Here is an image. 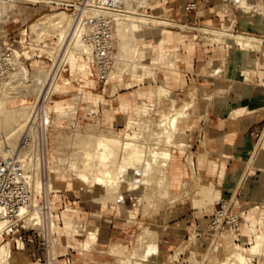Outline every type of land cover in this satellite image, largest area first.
<instances>
[{
  "label": "crops",
  "instance_id": "1",
  "mask_svg": "<svg viewBox=\"0 0 264 264\" xmlns=\"http://www.w3.org/2000/svg\"><path fill=\"white\" fill-rule=\"evenodd\" d=\"M191 1L197 4V9L188 14L184 12V6ZM248 1L264 4V0ZM170 3H174L175 9L169 16L187 24L214 27L232 22L235 33L264 38V8L261 12H244L233 0H170ZM15 9L19 16L12 19L20 24V28L40 14L25 10L26 15L20 16L23 11L19 6ZM3 32L2 26L0 33ZM196 35L191 31L185 34L178 30L160 32L154 41L143 46L145 51L142 53V61L153 64L154 79L148 75L136 80L123 77L116 93L107 96L106 115L102 107L93 115V120H89L90 116L81 109L77 111L76 122L80 128L91 122L97 124L99 134L112 130L121 136L130 116L140 112L150 117L159 110L156 105L158 86L168 91L169 95L165 97L183 100L181 102H188L192 89L197 90L196 106L186 111L187 117L180 118L181 121L178 118L175 146L170 148V199L150 209L145 208L144 202L133 200L98 204L92 192L89 198L84 197L83 191L90 189L74 190L73 212L77 213L84 232L76 233L78 230L71 219L65 218L64 223L70 224L71 237L75 240L69 238L76 247L67 244L68 236L57 235L59 264H115L118 251L128 252L129 247L137 243L142 228L157 234V248L162 258L189 239L193 230L198 233L197 241H201L197 242L195 250L202 252L201 247L207 243L203 240L209 213L238 187L241 191L236 211L244 221L245 217L260 215L264 209L259 207L264 205V158L257 156L260 140L253 135L264 129V44L252 49L243 46L242 49L231 41L223 44L198 41ZM161 43L163 48L159 49ZM171 53L172 58L168 57ZM66 72L63 76L70 80L69 86L64 85L67 91L70 92L71 86L76 87L80 98L88 93L96 94L101 84L96 75L75 78ZM152 102L155 106L148 108ZM144 106L147 107L142 112ZM180 111L183 113V109ZM61 192L60 188L58 194ZM70 210L60 212L61 216L56 215V219L63 224V212ZM88 226L98 229V241L88 251H83L81 243L78 246L75 241L77 237L85 239ZM183 257L181 255V259ZM27 264H30L29 260Z\"/></svg>",
  "mask_w": 264,
  "mask_h": 264
},
{
  "label": "rangeland",
  "instance_id": "2",
  "mask_svg": "<svg viewBox=\"0 0 264 264\" xmlns=\"http://www.w3.org/2000/svg\"><path fill=\"white\" fill-rule=\"evenodd\" d=\"M166 1H167V3H166ZM233 1L236 3V6L239 5V4L243 5L242 0H238V1L237 0H233ZM129 3L131 5V10H132V13H131V11L129 12V14L131 16L135 15L136 17L139 16L140 18H142V17L144 18L145 17L146 19L147 18L151 19V20L154 19V20H157V21H160V22L165 21V20H163L164 17H170L169 13H172L171 11H173L175 9L174 3H170V0H129ZM250 4L251 5L257 4V8L259 10H256V11H258V12H261L263 10V8H264V4L261 1H254V2L250 1ZM2 6L3 7L0 8V28L3 26L4 32L0 33V39L4 38L7 35L8 37H10L9 41H7L8 43H10L16 37H18L19 36V32H21L23 29L28 28V30L30 31L29 25H31L32 23L37 22V21H41V20H45L46 17L54 15L55 13L64 12L65 15H67L68 17H71L69 12H66L64 10H60L57 7H54V6L48 7L46 4L32 5L31 1H25V0L14 1L12 4H9V3L7 4V2H6ZM17 6H19L20 9L23 11V14H21L20 16L26 15L25 10H28L30 12L39 11L40 14H38L30 22H27V24L24 27L20 28V24L16 20H14V19L6 20L7 18H10V16H9L10 11L12 12L14 10H18V9H15ZM7 14H8V16H7ZM17 16H19V14ZM14 17H15V15L13 14V17H11V18H14ZM23 21L25 22V20H23ZM165 22H167V21H165ZM165 26L166 25L159 24L157 26H151L150 27L149 25H144L143 24V26L141 28V31L139 32V38H138V43H139L138 46L140 47L139 61H140V63L142 62L143 64H145V66H147V68L145 70H143V69H141L139 67H136V68L131 67L130 68V65L125 67V65H127V63L124 66H123V64H121V67L119 66L121 69L119 68V70H117V71H116V69H114V71L111 74V76L109 77L108 82L106 83V85L100 84V86L98 87V89L96 91V94L95 93L94 94L93 93L89 94L87 92L88 94L86 95V97H81V98L77 95L78 92H80V91L76 87L71 86L70 87V92L67 91V89H65L66 85H68V86L70 85V80H68V78L63 76V75L60 77V79L58 81L59 84H57V82L55 81L51 85V86H53V88L50 87L51 90L49 89L50 92H52V98L54 96V99H57V100H60V101L57 103L56 106H51V104H50L51 97L49 96L47 98V100H46L47 112L49 114H52L51 115V122H50L52 128L50 129V131L48 133V146L47 147H43L42 146V151L44 153L41 151V148L39 147L40 149L38 150L39 151L38 153L43 158V166H44V156H45V158L49 157L51 163L56 167L57 170H60L61 174H56V177L54 179L53 178L50 179V177H48L49 179H47L46 176L48 174L46 175L45 168L43 167L44 168L43 169L44 173H42L43 171L41 172V174L39 176V180L42 181V184H43L42 186L45 185L44 188L42 187L44 190H46L45 189L46 185L49 184V182H54V183H56L58 185V187L61 188L62 192L59 193L56 196H55L54 193H49L47 196H45V193L42 194L43 196L42 195H38V196H36V201L39 203V202H43V200H45L47 203L52 205L51 212H52V214L54 216H56V215L61 216L60 212H62L66 207L71 208L70 211L63 212V215H62L63 224L61 222H59L58 219L54 218L55 223L57 225H60L59 232L57 234L55 233V235H53V237L55 239V243H54V246H53L52 250H53L55 256H56V250H57V248H56V238H57V235H59V234H64V235L68 236L67 237V241H68L67 244L72 246V247H76V245L73 242V240H75V237H71L72 231L71 230H69V231L68 230L67 231L63 230L65 218L66 219L67 218L71 219L72 225H74L73 222L79 223V218L76 215L77 213L73 212L74 211V208H73V201H74L73 200V192H74V190H79V188L82 190V186H81L79 178L76 175H74L75 173H72V171H70L71 168H70L69 162L71 160H73L77 164L75 166L78 167V168L83 166L84 163H85V162H83V161H85L83 156L80 153H78L79 149H78L77 145H75V144H73L71 142H69L68 144H63L62 147H61V150L55 152V153H57L60 156H67L68 160L65 159V161H64L66 163V165H65V163H63V161L60 163V158L59 157H57V159L53 158L54 157V151L50 150V146L49 145L52 143V141H54V137H55L56 133H59L60 127L68 128V124L69 125L71 124V125H73V128H75L74 130H72V132L74 131L76 133V131H78V133H80V132L81 133H85L84 134L85 136H86V134H87V136L89 134L88 137H93V135H102L103 136V135L107 134L108 136H116V137H118L120 139H123V141H125V142H126L125 139L128 138L127 141L131 140V142L135 143L134 145H136L137 148L139 147L142 150L146 151L147 153L149 152L150 148H151V150L154 149L155 145H156L155 149H167V150L170 151V148L175 146L173 140H174L175 135L178 133V122H179V119L180 118L183 119V118L187 117V112L186 111L189 108H193V107L196 106V103H197V97H196L197 90L195 88L192 89L188 102H181L183 100H178L176 98H175L176 100H174V98L173 99H169V97H165V96H168L169 93L167 92V90L164 92L165 89H162V88L160 89L159 88L160 86H158L157 92H156V96H157L156 105H157L159 110H156L155 115H150V117H149L148 114H145V113L144 114L140 113V112L136 113V114H138L140 116L141 119H147V121H148L146 124L141 125V126H143L142 129H139V127H141V126H132V125L130 126L128 124L129 122H127L126 130L122 132L123 134L121 133L122 134L121 136L120 135L117 136L116 133L114 131H112V130H110V131L108 130L107 133H105V131H103L102 134H99L100 133L99 131L96 132V127H97L96 123L89 122L86 126H84L85 125V122H84V123L81 124L84 127L80 128L78 123L76 122L77 111L79 109H81L82 112H84V113H86L87 115L90 116L89 120H93L94 119L93 115L97 114L99 112L98 111L99 107H102L103 114L106 115L105 112H107V111L105 109L107 107L105 106V104H106V100L109 99V97H107V96L109 94L112 95V94L116 93L117 88H119L118 85L120 84V80L123 79V77L124 78L125 77L126 78H131L132 80H136L140 76L142 77V76L148 75L149 77L152 76V79H154L155 71H154L153 64L150 63L149 61H146V60L142 61V56H143L142 53L145 51L143 46L145 44H150L152 41H154L155 38L159 35L160 32L166 31V30H171V29L166 28ZM214 26L216 27L217 25H214ZM197 27H201V26H197ZM14 29H16L15 33H8V31L14 30ZM136 29H138V28L136 27ZM202 30H203L204 33H210V31L207 30V29H202ZM224 30L225 29H223L222 32L226 33ZM190 31L192 33L194 32V34H197L196 31H194V30H190ZM184 34H185V32H184ZM199 35L200 34H198V36ZM228 35L230 36V34H228ZM237 35H241V34H236V36ZM37 36L39 37V35H37ZM52 36H55V35H52ZM214 36H215V38H219V37L224 36V35L214 34ZM214 36L213 37L207 36V39H203V41H209V38L212 39V38H214ZM234 36L235 35H232L233 38L232 37L231 38H227L225 42L226 43L228 41L234 42V43L238 44L242 49H244L243 46L241 45V42L240 41H236L234 39ZM250 37L258 38L256 36H252V35H250ZM57 39H58V44H59L58 47H57V50H59L60 47H62L60 52L63 53L64 61L67 63V67H66L67 68V72H66V74H70L71 73V75H73L75 78H79V77L82 78V76H87V75H95V70H94L92 64H90L89 68L84 67L82 62H80L79 55H77L78 56L77 60L74 58V54H75L74 51L75 50L72 48V46L70 45L71 47L70 48L67 47V49H66V47L64 45L60 46L61 43H62L60 41V38L57 37ZM212 41L213 40H211L210 42H212ZM11 43L15 44L14 42H11ZM255 46H259L260 47L261 44H256L254 46H250V48L252 49ZM162 48H163V43L159 44V49H162ZM115 52H116V49H115L114 53ZM169 56H170V58H172V53H171V55L169 54L168 57ZM68 64L70 65V68H69ZM32 65L34 67H36L35 68V72H39V73H41L42 71L47 72L46 64H40L38 62H34ZM124 67H125V69H124ZM115 74H117V75H115ZM160 90H161V93H160ZM6 94L7 93H5V95ZM39 98H41V96ZM172 101H174V104H173ZM84 102H85L86 105L84 104ZM86 106H88V107H86ZM153 106H155L154 102H152L151 104H148V108L149 107L153 108ZM146 107L144 106V108L141 109L142 112L145 111ZM173 108H176V109H179V110L183 109V114L180 115L179 119H177L176 129H175L174 132H172L173 134L171 133V136L169 137V138H172V140H170L169 138L167 139L168 140V146L165 145L166 139L164 141L162 140L163 143L162 142H160V143L158 142L159 143L158 144V143H156L157 142L156 140H152L153 139L151 137L152 134H153L152 132H157V131L160 130L159 127H158L159 126L158 124L160 122L161 114H169V112H171L172 111L171 109H173ZM67 109H68L69 113H71L74 109L75 110L71 114H68V111H66L67 113L64 112ZM65 113L67 114V116H66ZM182 119H180V121ZM128 121H129V119H128ZM58 122H60L61 124L58 123ZM150 126H151V128H150ZM126 132L129 135L131 134V132H134V133H132L133 136H134V139H133V137L130 138V136H127ZM64 133L65 134H69L67 129H64ZM118 134H120V132H118ZM142 134L146 135L147 137L145 136V138H144V135L142 136ZM125 136L127 138H125ZM87 138H86L84 143H86V141L87 142L89 141L88 143H89L90 146L88 145V148L93 150L92 149L93 148V143H91L90 140H88ZM263 140H264V135L260 139L259 145L257 147L258 153H259V154H257L258 158H264V149H263V146H262ZM152 147H154V148H152ZM70 154H74L73 156H70V158H72V159H69V157H68ZM170 155H171V153H170ZM80 156H82V157H80ZM148 157H149V153H148V155L144 154V156L142 157V160L140 161V164H138L136 168H135V166H133L134 168L132 167L133 168V170H132V168L130 169V167L132 165L130 166V164H129V166H128V162H127V165H126V163H125L126 161L124 159L122 161V158L120 157V153H118L117 155H115V164H114V166L116 167V169H117V167L118 168L119 167L122 168V170H121L122 173H120L121 174L120 175V181L124 182V184H122L120 186H118V184H117L118 187L114 186V188L113 187L107 188L103 184L102 185H100V184L98 185L95 182H90L89 183L90 184L89 185L90 186L89 189L91 191H83L84 192L83 193L84 197L89 198L90 195H91V192H92L93 193V199L98 204H102L103 202L116 203L119 200H133L134 202H138V203L144 202L145 205H146L145 208L153 209V208L158 207L159 202H162V201H164L166 199L167 200L170 199L168 175H167L166 181H163L164 184L163 183H161V184L157 183L158 179L160 178V172H159L158 168L155 171L154 167L151 165L153 167L152 169H153L154 173L152 172V170L150 168L151 167L150 163L148 162V159H147ZM58 158H59V161H58ZM170 160H171V156L169 158V162H170ZM66 161H68V162H66ZM169 162H168V169H169ZM67 164L69 166H67ZM65 166L69 167V169L66 168ZM148 166H150V167H148ZM156 167L157 166H155V168ZM135 169H136V171H135ZM137 169H139L140 171L137 170ZM141 173L143 175H140ZM152 173L154 174V176H153ZM44 174L46 176H44ZM145 175L146 176L148 175V176L144 177ZM148 177H150L153 180L150 183L146 182L147 183L146 184L145 183V179L148 178ZM139 178H140V180H139ZM150 178H148V179L151 180ZM143 179H144V184L142 183ZM159 181H160V179H159ZM138 182L140 184H142L141 185V187H142L141 193L140 192L138 193L139 196L137 195L133 199H128V198L124 199L123 198V194L120 193V192H122V190H125V192L128 194V192L131 191L132 186L134 187V185L138 184ZM151 183L152 184L154 183V184L152 185ZM158 184L161 185V188H160V186ZM144 185H145V188H144ZM150 185L153 187V189H152V187ZM100 186H102V187H100ZM150 187H151V189H150ZM146 188H149V189H146ZM107 189L108 190L110 189L111 193H109L110 192L109 191L108 192L109 194H108L107 193V191H108ZM150 192H152V193H150ZM106 194L109 195V196L111 195V197L108 198V196ZM148 195H149V198L147 197ZM149 199H150V201H148ZM262 206L264 207V205H260L259 207H262ZM259 207H257V208L260 210L261 208H259ZM209 214H211V213H209ZM263 216H264V209L262 210L261 214L256 216V217H252V216L245 217L246 221H244L243 231H242V238L240 240L241 243H239V244L232 242L231 236L226 235L224 240H220V241L219 240H214L212 242L211 246L209 247L208 251H207L206 245H207V243L209 241V237H208V234H207V235H204L205 237H204L203 242L207 241V243L204 245V248L201 247L202 248V252L201 251L200 252H196L195 248H196V245L198 244L197 242H201V241H197L198 233H197V231L193 230V232L191 233L189 239L179 243L175 248H173V250H171V251L169 250L164 258H162V257H160V256H158L156 254L155 255L148 254V253H152V251H150L151 248L155 247L156 245H157L156 248L159 247L158 244H157L158 236L151 229L142 228V232L141 233L139 232L140 233L139 234L140 238L138 236L137 243H135L133 246H130L128 252L124 251V250L118 251L119 255H118V258L115 261V264L116 263L118 264V261L121 259V257L125 256V257L130 258V256L132 255L131 254L132 249H134V251L136 252L135 254H133V257L136 256L135 260H132V261H135V262L138 261L141 264H229L230 262L234 263V264H264V249H263V252H262V254L260 255L259 258L254 257L253 255L245 254L244 251H243V248L249 247L250 244L252 243V239H251V237L249 235V231H250L252 222L259 221V219L263 218ZM203 219L204 218H202L201 221H203ZM88 227H86V228L88 229ZM28 228L29 229H33V227H31V226L28 227ZM94 228L97 229L96 227H94ZM143 230H145V232H143ZM146 231H147V233H146ZM144 236H146V238ZM69 237L72 238L73 240L70 239ZM87 237H88L87 235H85V239H84V237H77V241H75V242L79 246L82 241H84V240L86 241ZM12 239H13L12 237L11 238H7V240H9V241H7L6 243L0 244V247L4 246L5 244L10 243V250L13 251V253L16 255V257H18V259H20L22 257V255H23V253L19 249L15 248L14 243L10 241ZM97 241H98V229L94 232V235L91 238H89V239L87 238V243H88L87 247L85 245L82 246V243H81L80 248L83 251H88L92 245L97 243ZM149 241L151 243H149ZM218 241L220 242V244L218 243ZM25 244L29 246V247L26 246L27 247L26 249H27V260H29L30 264H44V261H43V258H42L43 257V251L41 250V247H40V250H39V246H37V244L31 243V242H25ZM150 244H153L152 245L153 247H151L150 250H149V245ZM218 244L221 245L222 247L220 246L219 247L220 249L218 248L215 251L216 246ZM235 244H237V246H240V247L236 248V246H234ZM83 247H85V248H83ZM206 251H207V253H206ZM37 252H39V253H37ZM235 252H239L240 253L238 259L236 260V262L233 261V258H232V255ZM177 253H179V255ZM37 254L39 256H41V259L39 258V259L36 260L35 257H36ZM174 254H175V257H176V255L178 256L177 259L173 257ZM31 255H33L32 258H31ZM181 255L184 256L183 259H180ZM172 258H174L175 260L172 259ZM241 258L244 259V260H241ZM241 261H243V262H241Z\"/></svg>",
  "mask_w": 264,
  "mask_h": 264
},
{
  "label": "bare ground",
  "instance_id": "3",
  "mask_svg": "<svg viewBox=\"0 0 264 264\" xmlns=\"http://www.w3.org/2000/svg\"><path fill=\"white\" fill-rule=\"evenodd\" d=\"M14 1H19V0H0V8L3 7L2 5L5 4L6 2H7V4L8 3L12 4ZM25 1H31L32 5L48 3V0H25ZM242 3H243V5L239 4V5H237V7L241 8L244 12H251V11L259 10L257 8V4L251 5L248 0H242ZM130 11L132 13L129 0H121L119 8H118V12L115 15L116 18H115V24L113 27V37L115 40L114 47L116 49V52L113 54V67H114V69H116V71L119 70V68L121 67V64H123V66H124L126 63H127V65H125V67L130 65V68L131 67H133V68L139 67L143 70H145L147 68V66H145V64H143L142 62L140 63V61H139L140 47L138 46V44H139L138 38H139V32L141 31L143 24L149 25L150 27L151 26H157L159 24L172 25V23L165 22V21L160 22V21H157L154 19L153 20L148 19V18L146 19L145 17L140 18L139 16L136 17L135 15L131 16L129 14ZM13 14L15 16L18 15L17 10H14L12 12L10 11L9 16L13 17ZM7 16H8V14H7ZM136 27L138 29H136ZM29 28H30L31 33L36 34V35H39L38 34L39 32L47 29L48 34L55 35L58 38H60V41L62 42L60 46L64 45L66 47V49H67V47L70 48L72 46V48L75 50L74 51V53H75L74 58L77 60V58H78L77 55H79L80 62H82L83 66L86 68L90 67V63H91L90 61L91 60H90L89 55H88L89 54L88 47L81 43V41L79 40V36H77V34L71 37L72 18L65 15L64 12L55 13L54 15L46 17L45 20L34 22L31 25H29ZM84 31H85L84 29H80L78 31L79 35L83 34ZM210 33L218 34V35H228V33H224L222 31H216V30L215 31L210 30ZM39 38H40V35H39ZM234 39L236 41H240L241 45L245 46V48H247V49H251L250 46H254L256 44H261V45L264 44V39H262V38H255V37H250V36L245 37L242 35H237V36L235 35ZM61 49H62V47H60V50ZM249 52H251V51H249ZM249 52H248V54H249ZM61 54H63V53H61ZM250 54H252V53H250ZM68 66L70 68L69 64H68ZM125 67H124V69H125ZM49 73H50L49 70H47V72L42 71L41 73L34 72L32 75L33 78L31 80V85H29V86L25 85L24 86L25 87L24 92H23L24 98L18 99L16 97L12 96L5 87L0 88V156H6L18 147V142H19L20 136L23 133V131L27 125V122L30 118V113H31L32 107L34 105V102L29 101L25 97L31 96L36 100L41 96V98L45 97V102H46L47 98L50 96L51 97V100H50L51 106H56L57 103L60 101V100L54 99V96L52 98V92H50V90H51L50 87L53 88V86H51V85L56 81V79L53 80V82L50 84V86H49V82L47 84H45L46 78L49 76ZM115 75H117V74H115ZM57 84H59V83L57 82ZM159 88L161 89L162 87H159ZM162 89H164V88H162ZM165 91L166 90H164V92ZM5 93H7V94L5 95ZM160 93H161V90H160ZM170 99H173V98H170ZM174 100H176V99H174ZM172 102L174 104V101H172ZM84 104H85V102H84ZM86 107H88V106H86ZM171 110L172 111L169 112V114H162L160 116V122L158 124L159 125L158 127L160 130L157 132H152L153 133L151 136L153 138L152 140H156L157 141L156 143H158V142L160 143V142H162V140L164 141L166 139L165 145L168 146V140L167 139L171 136V133L175 131L176 125H177V119L180 117V115L183 114V113H181L180 110H178L176 108H173ZM45 111L47 112L46 104H45ZM66 111H68V109L65 110L64 112H66ZM71 113H69V111H68V114H71ZM66 116H67V114H66ZM128 122H129L128 124L130 126L131 125L132 126H141V125L146 124L148 121H147V119H141L138 114H134L131 117H129ZM58 123H60V122H58ZM142 128H143V126L139 127V129H142ZM150 128H151V126H150ZM64 129H67L69 134H65ZM74 129L75 128H73V125H71V124L70 125L68 124V128L60 127L59 133H56V135L54 137V141H52V143L49 146H50V150L54 151V157L53 158L57 159V157H59L60 163L62 161H63V163H65L64 162L65 159L68 160L67 156H60L55 152L60 151L62 145L68 144L69 142L77 145V147L79 149L78 153H80L83 156V158L85 160L83 162H85V163H84V165L82 164L83 165V166H81L82 168L76 167L75 165H77V164L73 160H71V161L69 160L70 161L69 164H70V168H71L70 171H72V173H75L74 175H76L79 178L82 188H88L89 189L90 188V186H89L90 182H95L98 185L103 184L107 188H109V187L114 188V186L118 187V186L122 185L123 182L120 181V175H121L120 173H122V171H121L122 168L117 167V169H116V167L114 166L115 155H117L118 153H120V157L122 158V161H123V159L126 161V162L124 161L126 163V165H127V162H128V166H129V164H130V166L132 165L130 167V169L133 166H135V168H136L137 165L140 164V161L142 160V157L144 156V154L148 155V153H149V157L147 159H148V162L150 163V166L152 165L154 167L155 171L158 168V170L160 172V178H159L160 181L158 179L157 183H160V184L163 183L164 184L163 181H166V178L168 175V162H169V158L171 156L169 150H167V149H155L156 148V145H155V148L152 147V148H154L152 150L150 148L149 152L147 153L146 151L142 150L141 148H139V147L137 148V146L134 145L135 143L131 142V140L127 141L128 138L126 136H125V138H127V139H125L126 142L123 141V139H120L116 136H108L107 134L103 135V136L102 135H93V137H88L89 134H88V136L86 134V136L88 137L87 138L84 135L85 133H81V132L78 133V131H76V133L73 131L74 132L73 133L72 130H74ZM132 133H134V132H131V134L129 135L126 132V135L130 136V138L133 137V139H134V136ZM143 135L144 134H142V136ZM263 135H264V129H263L262 136ZM145 136L146 135H144V138H145ZM262 136H261V138H262ZM86 138L88 140H90L91 143H93V148H92L93 150L88 148V145H89L88 142L89 141L88 142L86 141V143H84ZM169 139L172 140V138H169ZM42 146L43 147L48 146V138H47V141H43V144L41 146H39L41 148V151H42ZM262 146L264 149V140H263ZM39 147L38 148L32 147L29 150L22 151V154H21L23 157L28 159V161L25 162V166L30 171V176H29L28 182H29V185H30V188L32 191V198L27 205L22 206L20 208L19 213H18V217L15 221H13V222L4 221L1 224L0 235L4 232L9 233L10 229L12 227H15V228H19V227L27 228L30 226L35 227L37 224H39L45 220H47V226H48L50 232H52L53 234L54 233L57 234L59 232L60 225H57L54 221V218H56V216H54L52 214V212H51L52 218L50 217V214L48 212L47 213L42 212V214H41V212L39 211V207H38L39 203L36 201V196L42 195L44 193H45V196H47L49 193H54L56 196L58 194V192L60 191V187H58V185L54 182H49V184L46 185V188H45L46 190L43 189L45 185L42 186L43 184H42V181L39 180V176H40V174L44 168L46 171V175L48 174L47 176L44 174V176H46L47 179H49L48 177H50V179L51 178L54 179L56 177V174H61V173H60V170H57L56 167L51 163L49 157L45 158V156H44V166H43V158L38 153L39 152L38 150L40 149ZM73 155L74 154H70L68 156L69 159H72V158H70V156H73ZM82 156H80V157H82ZM59 158H58V161H59ZM66 162H68V161H66ZM65 165H66V163H65ZM154 165L157 167L155 168ZM67 166H69V165L67 164ZM150 166H148V167H150ZM152 166L150 168L153 172ZM66 168L69 169V167H66ZM133 168H132V170H133ZM137 170H139V169H137ZM135 171H136V169H135ZM42 173H44V171ZM140 175H143V174L141 173ZM147 176L145 175L144 177H147ZM153 176H154V174H153ZM150 177H148V178H150ZM148 178L145 179V183L146 182L150 183L153 180V179H151L152 177L150 178L151 180H149ZM139 180H140V178H139ZM142 183L144 184V179H143ZM117 184H118V186H117ZM141 185L142 184H140L138 182V184H135L134 187L132 186L131 191L129 190L130 192L127 191L128 194L125 191H122L120 193L123 194V198H134L137 195L139 196V194H138L139 192L141 193V189H142ZM159 186L161 188V185H159ZM100 187H102V186H100ZM151 187H150V189H151ZM144 188H145V185H144ZM146 189H149V188H146ZM152 189H153V187H152ZM109 191H110V189L107 191V193ZM109 193H111V191ZM150 193H152V192H150ZM107 196H108V198L111 197V195L110 196L107 195ZM147 197L149 198V195ZM148 201H150V199ZM50 206H51L50 207V210H51L52 205H50ZM67 208H69V207H66L63 211H66ZM74 226H75V230H78V231H76V233L79 234L80 232L81 233L84 232V228H83V225L81 222L80 223L74 222ZM64 229L66 231L70 229V224L67 221L64 223ZM13 231L15 232V234H17L16 230H13ZM95 231H96L95 228L88 227V229L86 230V235L88 236L87 238L88 239L91 238L94 235ZM143 232H145V230H143ZM146 233H147V231H146ZM249 235L252 239V243L250 244L249 247L243 248V251L245 254L253 255L254 257L259 258L263 252V249H264V216H263V218L259 219V221L252 222L251 228L249 231ZM144 237L146 238V236H144ZM87 238H86V241L81 242L82 246L85 245L87 247V244H88ZM139 238H140V236H139ZM7 241H9V240H7L5 238L3 239V237L0 236V244L6 243ZM10 241L14 243L15 248H16V245L18 246V249L20 251H22L23 255L20 259H18V257H16V255L13 253V251L10 250V243L5 244L4 246L0 247V264H27V262H28V260H27V249H26L27 245L24 242H21L19 240V238L17 237V235L13 236V239ZM219 241H218V243L220 244ZM232 242H234V241L232 240ZM149 243H151V242L149 241ZM219 244L216 246L215 251L221 246ZM150 245H149V250L151 247H153L152 246L153 244H150ZM156 246L151 248L150 251H152V253H148V254H151V255L156 254V255L161 257L160 252H159L158 248H156ZM234 246H236V248L240 247V246H237V244H235ZM83 248H85V247H83ZM135 253L136 252L134 250H132L131 251L132 255L130 256V258L125 257V256L121 257V259L118 261V264H141L137 260H136L137 262L132 261V260H135L136 256L133 257V254H135ZM177 254L179 255V253H177ZM239 254H240L239 252H235L232 255L233 261L236 262V260L239 257ZM173 257L177 259L178 256L176 255V257H175V254H174ZM174 258H172V259H174ZM241 260H244V259L241 258ZM241 262H243V261H241ZM53 264H58V262H54ZM229 264H234V263L230 262Z\"/></svg>",
  "mask_w": 264,
  "mask_h": 264
},
{
  "label": "built area",
  "instance_id": "4",
  "mask_svg": "<svg viewBox=\"0 0 264 264\" xmlns=\"http://www.w3.org/2000/svg\"><path fill=\"white\" fill-rule=\"evenodd\" d=\"M120 2L121 0H48V3H43L48 7L54 6L69 12L72 18L71 37L77 34L81 43L88 47V55L97 81L103 85H106L114 71L113 27ZM196 9L197 4L194 1L188 2L184 6V12L188 14L193 13ZM163 20L173 23L165 26L168 29L180 32L196 31L197 34H200L196 35L198 41L207 39V36H214L212 33H204L202 29L209 31L225 29V32L230 34V36L209 38L208 42L213 40L210 43L216 44H223L227 38L237 34L232 28V22L223 26L197 27L174 17H164ZM80 29L85 30L81 35L78 33ZM38 34L40 38L26 28L11 41L15 44L7 42L10 39L7 35L0 39V88L5 87L12 96L18 99L24 98V86L31 85L32 75L36 68L32 65L34 62L46 64V69L50 73L45 84L49 82V86L54 79L58 82L67 70L63 54L60 49L57 50L59 45L57 37L48 34L47 29ZM25 98L34 102V105L27 125L20 136L18 147L10 154L0 156V226L4 221H15L20 208L27 205L32 198L28 182L30 171L25 166L28 159L21 155L22 151L41 146L43 141H47L48 133L52 128L50 124L52 114L45 111V97L36 100L31 96ZM262 133L263 131L253 135L257 140H260ZM240 191V187L236 188L228 198L220 202L218 208L212 211L206 230L209 237L206 245L207 251L214 240H224L226 235L231 236L235 243H241L244 220L236 211ZM38 207L41 214L48 212L50 217L52 216L50 205L45 200L39 202ZM12 229L16 230L17 234ZM16 235L21 242L37 244L39 250L41 247L44 264L57 262V256L52 250L55 233L50 232L47 220L37 224L33 229L12 227L9 233L4 232L0 236L7 239ZM17 247L16 245V249H18ZM35 258L36 260L41 259V256L37 254Z\"/></svg>",
  "mask_w": 264,
  "mask_h": 264
}]
</instances>
